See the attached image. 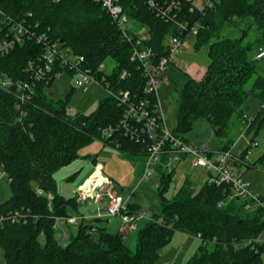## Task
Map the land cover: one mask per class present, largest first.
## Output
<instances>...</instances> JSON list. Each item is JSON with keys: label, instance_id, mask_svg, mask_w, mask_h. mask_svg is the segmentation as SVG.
<instances>
[{"label": "trees", "instance_id": "1", "mask_svg": "<svg viewBox=\"0 0 264 264\" xmlns=\"http://www.w3.org/2000/svg\"><path fill=\"white\" fill-rule=\"evenodd\" d=\"M172 1L178 6L172 8V17L166 21L157 15V9H165ZM119 3L130 20L145 28V43L152 48L155 60L168 55L166 39L180 35L179 24L186 27L180 35L182 41L187 31L195 29L194 48L208 45L209 63L203 76L189 78L179 93L174 136L187 142L193 122L203 117L215 136L224 141L232 117H242L240 108L249 95L261 105L245 133L253 129L258 134L264 127V77L255 72L254 51L264 47V0H216L212 8L203 5L202 9L189 0ZM0 10V39L14 23L22 24L32 35L8 54L0 55V73L13 81L34 80L33 91L23 103L14 89H0V167L11 191L10 198L0 203L4 264H154L177 232L201 242L197 253L185 264L261 263L264 242L245 244L264 233V213L260 209L245 211L244 203L227 198L225 185L206 181L195 190L189 178L167 199L165 193L173 172L165 174L161 169L160 213L138 230L135 249L127 247L121 235L101 226V218L80 219L73 229L68 226L63 243L54 228L55 219L71 216L70 211H76L80 201L58 193L54 173L78 159V151L94 140L114 147L116 142L101 139L102 131L109 126L116 131L119 152L144 156L148 143L130 140L124 134L120 122L124 108L111 96L102 99L90 114L73 116L67 112L73 88L64 100L50 98L45 89L63 70L56 65L41 80L33 79L29 64L36 65L44 51V41L38 42L36 37L44 36L83 56V68L92 72L112 60L114 66L109 73L102 72L98 78L102 75L114 89L128 91L132 100L146 97L149 104H154L156 98L143 93L145 80L142 70L131 60V41L93 0H0ZM243 19L251 23L238 38L213 41L222 25L235 28ZM251 32L255 37L248 40ZM122 72L126 76L121 79ZM254 75L252 88L246 90ZM230 144L218 150H230ZM257 163L264 167V154Z\"/></svg>", "mask_w": 264, "mask_h": 264}, {"label": "rangeland", "instance_id": "2", "mask_svg": "<svg viewBox=\"0 0 264 264\" xmlns=\"http://www.w3.org/2000/svg\"><path fill=\"white\" fill-rule=\"evenodd\" d=\"M193 5L202 9L203 5L209 0H189ZM251 23L249 19L238 20V27H230L222 25L217 39L238 38L241 30L246 29ZM127 27L135 34L145 31V28L130 20ZM254 32L250 33L248 40H253ZM168 39V38H167ZM166 39V41H167ZM195 37L193 35L185 37L182 41L181 53L176 55L172 62L166 65L165 72L159 76L157 85V98L161 104L167 127L171 130L176 123V113L178 106L179 93L189 78L199 79L205 71L209 57L207 55L208 45H204L198 49L194 48ZM256 54V51H254ZM106 71L114 66L112 60L108 59L104 63ZM255 72L264 77V58L255 61ZM79 74L71 76L68 73H62L45 89V93L55 101L64 100L71 88L73 93L68 102L67 112L73 116L77 113L90 114L93 112L98 103L107 96L106 88L101 84H92L87 87L77 88L75 80L79 78ZM252 77L245 86L246 90L252 88ZM261 102L249 95L242 107L241 115H245L250 120L256 115ZM249 122L244 121L241 116L235 114L230 123L227 138L223 139L215 136L214 131L209 122L200 117L192 124L190 132L186 135V139L190 145L194 147L203 146L215 154V152L223 144L230 141V151L232 155L242 158V163L234 166V171L240 172L242 179L247 181L251 190L255 194L264 197V167L257 163L260 156L264 154V127L255 135L252 129L249 133H245ZM223 141V142H222ZM77 165L71 166L69 169H60L54 173V179L57 185L58 193L66 198L75 197L74 191L78 185V181L73 178L69 179L73 169H77L81 173H85L91 165V159L98 156V161L105 167L103 175L111 181L113 186L112 193H118L125 199L128 198L132 204L138 203L141 212L146 213L149 219L156 217L160 213V198L158 195V187L160 182V172H156L149 180L140 183L137 179L139 173V160L134 158H145L143 155H130L119 152L118 150L103 146L102 142L94 140L93 142L82 147L79 151ZM110 153V154H109ZM180 164H177L172 175V182L169 185L165 197L171 199L177 190L182 186L185 178H189L195 190H198L208 180V174L203 168H191L189 157H185ZM84 162V163H83ZM86 164V165H85ZM251 165V166H250ZM65 170V171H64ZM97 179V178H96ZM137 179V180H136ZM100 178L98 179V181ZM138 183V185H137ZM11 196V191L5 174L0 167V203L6 201ZM106 199L95 203L92 200L82 202L81 214L92 215L95 218L98 214V207L101 208V214H104V206ZM116 221L115 219L102 218L101 224L108 229L107 223ZM146 220L131 231L124 239V244L130 249H135L138 230L143 227ZM118 225H111L110 230L117 233L123 226L121 221L115 222ZM116 228H115V227ZM109 230V231H110ZM108 231V232H109ZM128 230H125L126 232ZM123 232V233H124ZM264 239V233H263ZM200 239L196 237L186 236L182 233H175L170 242L162 249L159 258L154 264H185L200 246ZM211 249V246H209ZM4 252L0 247V264H4Z\"/></svg>", "mask_w": 264, "mask_h": 264}, {"label": "built area", "instance_id": "3", "mask_svg": "<svg viewBox=\"0 0 264 264\" xmlns=\"http://www.w3.org/2000/svg\"><path fill=\"white\" fill-rule=\"evenodd\" d=\"M216 0L207 1L204 6L212 8ZM99 4L107 14L116 23L122 36L131 41L132 52L131 60L136 62L138 68L142 70L144 76L143 93L145 96L153 95L156 98L154 104H149L146 97L132 100L128 91L121 89H114L111 83L105 79L104 76L98 78V74L106 71L104 65H100L95 72L83 68V56L75 55L69 48L61 47L59 44L51 43L46 40L44 36L36 37L38 42L44 41V51L38 63L29 64V70L32 73L33 79L39 81L48 73H51L53 67L58 65L62 68V72L55 74V78L62 73H68L71 76L79 74L80 77L75 80L77 88L90 86L94 83L101 84L106 88L107 95L113 97L118 104L122 105L124 110L122 114L121 124L123 132L130 140H147L146 151L144 154L145 165L140 179V183L149 180L157 171L169 174L175 171L177 164L185 161V157H189V164L191 168H203L208 174V183L216 186L225 185L229 190L228 199H236L244 203V210L250 211L253 209H260L264 213V197L255 194L251 190L250 184L242 179L240 172L234 171V163L238 165L242 160L232 155L230 150H217L215 154L203 146L194 147L188 142L174 136L172 129L170 130L165 122L164 114L161 104L157 98V85L159 76L165 72L166 65L172 62L174 57L181 53L182 40L181 36L186 31V27L182 24L178 25L180 35L177 37H168L165 42L168 48V55L155 60L153 50L145 41L147 40L146 32L142 30L141 33L135 34L128 27L127 24L130 18L124 13L120 0H93ZM151 7L154 6L152 2L149 3ZM178 5L172 1L165 9H157V15L162 19L168 21L172 8ZM155 8V7H154ZM2 14L0 10V15ZM10 32L6 33L4 38L0 39V55L8 54L15 46L24 42L25 37H32L26 28L19 23H14L9 27ZM196 30L191 29L185 34L187 37L195 35ZM264 58V47L258 48L255 59L261 60ZM126 72H122L120 78H124ZM33 82L13 81L6 75L0 73V89L11 91L14 89L20 102H25L29 93L33 91ZM242 119L247 122L251 120L242 115ZM116 129V128H115ZM117 130V129H116ZM115 130L112 126L107 127L101 133L103 141L116 142L113 144L114 149H118L119 143ZM96 169L100 175V180H93L87 185L78 189L76 198L80 202L92 200L99 203L106 199L104 214L100 211L96 218H119L123 224L124 229L121 231H133L136 228V223L141 220H151L144 212L140 210H132L129 206L128 198L125 199L118 193H112V185L109 179L101 174V165H97ZM41 194V192H39ZM47 199H51L50 194H45ZM80 219L74 216L67 218H56L54 228L58 232L60 240L64 243L67 239L68 226H76ZM263 234L257 238L245 242V244H260L263 243ZM264 264V254L261 256V263Z\"/></svg>", "mask_w": 264, "mask_h": 264}, {"label": "crops", "instance_id": "4", "mask_svg": "<svg viewBox=\"0 0 264 264\" xmlns=\"http://www.w3.org/2000/svg\"><path fill=\"white\" fill-rule=\"evenodd\" d=\"M203 74H204V72H203ZM203 74L201 75V77L203 76ZM200 77V78H201ZM199 78V79H200ZM188 143H189V141H187ZM104 146V145H103ZM108 147V146H107ZM110 154V153H109ZM144 157V156H143ZM135 160H139V163H138V166H139V173H138V176H137V179H141V176H142V173H143V170H144V165H145V158H134ZM77 160L78 159H76L74 162H72L70 165H68V166H66V167H64V168H62V169H69L71 166H73V165H77ZM186 162V161H185ZM84 163V162H83ZM86 165V164H85ZM90 167L89 168H87L88 170L84 173H81V172H79L77 169H73V171H70V173L71 172H73L72 173V175L70 176V178L69 179H71V178H73L75 181H78V185L76 186V188H75V190H73L74 191V194H75V197H76V194H77V191H78V189L79 188H81V187H83V186H85V185H87L89 182H91V181H93V180H95L94 179V174L97 172V169H96V166L97 165H101V167H102V169H101V174L103 175V171H104V169H105V167H104V165L102 164V163H100L99 161H98V156H95L94 158H92L91 159V163H90ZM195 169V168H194ZM199 169V168H198ZM201 169V168H200ZM65 171V170H64ZM104 176V175H103ZM105 177V176H104ZM107 178V177H106ZM108 179V178H107ZM136 179V180H137ZM98 180V179H97ZM110 181V180H109ZM111 182V181H110ZM140 182V181H139ZM137 185H138V183H137ZM57 186V185H56ZM112 189H113V186H112ZM58 191V190H57ZM60 195H62L61 193H60ZM63 196V195H62ZM66 198V197H65ZM85 202V201H84ZM87 202V201H86ZM81 204H82V202H80V205L78 206V209L76 210V211H70V215L71 216H74V217H77V218H89V219H92L93 217H92V215H88V214H86V217H84V215L83 214H81L80 213V209H81ZM129 206H130V209H132V210H141V207H140V205L138 204V203H136V202H134V203H130L129 202ZM131 206H133V208L131 207ZM98 210L97 211H100V213H101V208L100 207H98L97 208ZM104 209H105V206H104ZM96 218V217H95ZM102 219V218H101ZM113 219H115L116 221L115 222H118V221H121L119 218H113ZM110 220H112V219H110ZM144 220H141V221H138L137 223H136V227L138 226V224H141L142 222H143ZM147 221V220H146ZM115 222L114 221H112V222H110L111 224H109V223H107V225H108V229H107V231H109L110 229V226L111 225H118V223H116L115 224ZM101 226H103V227H105V225H103V224H101V223H99ZM114 226V227H115ZM116 228V227H115ZM70 229H73V226H70ZM122 229H124V227L122 226L121 228H120V230L117 232V234H119V235H121L123 238H125L131 231H126V232H124V231H121ZM110 233H114L113 231H109ZM124 232V233H123Z\"/></svg>", "mask_w": 264, "mask_h": 264}, {"label": "bare ground", "instance_id": "5", "mask_svg": "<svg viewBox=\"0 0 264 264\" xmlns=\"http://www.w3.org/2000/svg\"><path fill=\"white\" fill-rule=\"evenodd\" d=\"M96 178H97V179L100 178V175H99L98 171L94 174V179H96ZM97 179H96V180H97Z\"/></svg>", "mask_w": 264, "mask_h": 264}]
</instances>
